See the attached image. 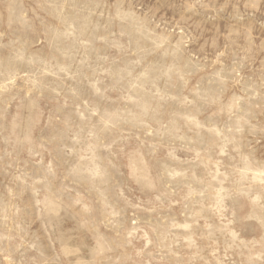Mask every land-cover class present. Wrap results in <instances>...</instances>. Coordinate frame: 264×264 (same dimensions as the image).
<instances>
[{
    "label": "rangeland",
    "instance_id": "obj_1",
    "mask_svg": "<svg viewBox=\"0 0 264 264\" xmlns=\"http://www.w3.org/2000/svg\"><path fill=\"white\" fill-rule=\"evenodd\" d=\"M0 264H264V0H0Z\"/></svg>",
    "mask_w": 264,
    "mask_h": 264
}]
</instances>
